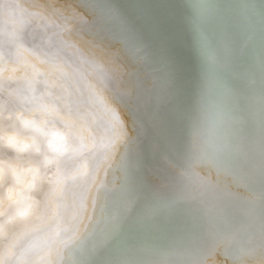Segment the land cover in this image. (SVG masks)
Listing matches in <instances>:
<instances>
[{"label": "bare ground", "instance_id": "6f19581e", "mask_svg": "<svg viewBox=\"0 0 264 264\" xmlns=\"http://www.w3.org/2000/svg\"><path fill=\"white\" fill-rule=\"evenodd\" d=\"M2 8L0 133L40 151L0 161L43 180L28 217L0 202V264H264V0Z\"/></svg>", "mask_w": 264, "mask_h": 264}, {"label": "clouds", "instance_id": "9594fccd", "mask_svg": "<svg viewBox=\"0 0 264 264\" xmlns=\"http://www.w3.org/2000/svg\"><path fill=\"white\" fill-rule=\"evenodd\" d=\"M41 131L49 152L53 155H63L69 150V140L65 132L55 128ZM0 147L16 155H27L30 152H39L35 142L21 138L15 133H0ZM50 163L46 159L45 164ZM43 180L41 167L38 165L21 166L10 161H0V187L3 188L0 202L10 207L13 217L23 219L32 214L36 202L33 193Z\"/></svg>", "mask_w": 264, "mask_h": 264}, {"label": "rangeland", "instance_id": "374dc122", "mask_svg": "<svg viewBox=\"0 0 264 264\" xmlns=\"http://www.w3.org/2000/svg\"><path fill=\"white\" fill-rule=\"evenodd\" d=\"M3 15H8V17H10V18H17V17L24 18L26 15V12L21 13V12H17L16 10H13L12 12H10V11H7L6 9L2 8L0 16H3ZM3 62H5V61H3ZM3 62L0 60V74L3 73L2 71H4L5 74L3 73L4 76L2 75L0 77V80L3 81L6 77H9L10 75L16 77V75L11 74L10 70L6 69L3 66ZM21 71L24 72V70H21ZM21 71H20V73L24 74ZM9 73H10V75H9ZM7 74H8V76H6ZM35 227L36 228L34 229V231H39V232L43 231V232H50V233L58 232V233H60V231H61V216L57 217V216H54L52 214L43 215L41 222L40 223L37 222Z\"/></svg>", "mask_w": 264, "mask_h": 264}, {"label": "water", "instance_id": "95a60500", "mask_svg": "<svg viewBox=\"0 0 264 264\" xmlns=\"http://www.w3.org/2000/svg\"><path fill=\"white\" fill-rule=\"evenodd\" d=\"M23 108H27V107L26 106H23ZM60 216H61V232L60 233H64V232H66L65 224L68 223V222L65 219L66 218V215L65 214H60ZM42 232L43 231H41V233Z\"/></svg>", "mask_w": 264, "mask_h": 264}]
</instances>
